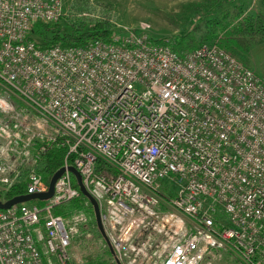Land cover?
Listing matches in <instances>:
<instances>
[{
	"label": "built area",
	"instance_id": "1",
	"mask_svg": "<svg viewBox=\"0 0 264 264\" xmlns=\"http://www.w3.org/2000/svg\"><path fill=\"white\" fill-rule=\"evenodd\" d=\"M64 5L0 0V189L45 192L65 168L51 196L0 207V264L86 263L72 246L92 230L104 264H264V76L220 37L179 52L150 25L40 47ZM71 166L105 235L87 196L70 205Z\"/></svg>",
	"mask_w": 264,
	"mask_h": 264
},
{
	"label": "rangeland",
	"instance_id": "2",
	"mask_svg": "<svg viewBox=\"0 0 264 264\" xmlns=\"http://www.w3.org/2000/svg\"><path fill=\"white\" fill-rule=\"evenodd\" d=\"M242 4L246 12L255 15L256 25L263 24L264 0H65V13L56 22L52 23L53 29L67 30L69 22L78 19L94 23L97 20H107L111 23V33L119 24L132 26L141 30L143 25H150L147 31L157 37L175 38L180 34L193 32L200 41H214L219 35H213L204 26V22L211 19L235 5ZM98 12L96 17L84 18L79 13L82 10ZM261 29V28H259ZM250 45L247 50V60L250 66L264 76V34L261 30L251 37H245ZM246 44V45H247ZM31 202H39L34 198ZM81 243L73 242V256L86 263L94 264L103 261L108 256V248L100 242V235L92 230L90 237L81 235ZM85 237V238H84ZM90 258L93 261L90 262ZM220 264H241L231 254H225Z\"/></svg>",
	"mask_w": 264,
	"mask_h": 264
},
{
	"label": "trees",
	"instance_id": "3",
	"mask_svg": "<svg viewBox=\"0 0 264 264\" xmlns=\"http://www.w3.org/2000/svg\"><path fill=\"white\" fill-rule=\"evenodd\" d=\"M262 21L263 24L260 27L257 26L255 15L246 12L244 6L240 4L206 20L204 26L209 29L211 34L219 35L220 43L246 62V52L250 45L247 44L248 40L245 37L247 34H251V37H253L259 30L264 34V13ZM52 23L53 22H36L33 27L32 32L34 39L40 47H46L55 43H61L63 45H81L96 38L109 39L111 35V23L107 20H97L94 23H90L88 20L78 19L77 21L69 22L67 30H63L62 28L53 29L51 26ZM202 42L204 41L197 39L193 32L180 34L175 38L174 48L181 52L183 50L192 49ZM56 152L59 154L61 153L59 150L53 153L55 154ZM61 165V156L57 154L51 158L49 170L54 172ZM99 165L101 169L105 171H115L112 167L102 164L101 162ZM24 191L25 189L23 187L13 188L7 191L0 189V198L9 199L15 194L23 193ZM86 198V195L82 193L81 196L73 200L70 205L72 207L81 206L82 201ZM57 211L63 212V207L57 208ZM91 261H93L92 258H90V262ZM94 264L104 263L98 260Z\"/></svg>",
	"mask_w": 264,
	"mask_h": 264
},
{
	"label": "water",
	"instance_id": "4",
	"mask_svg": "<svg viewBox=\"0 0 264 264\" xmlns=\"http://www.w3.org/2000/svg\"><path fill=\"white\" fill-rule=\"evenodd\" d=\"M70 168L75 173V175L77 177L78 184H79L82 192L91 200V202L94 206L96 220H97L99 229H100L101 233L103 235H105V229H104V225H103L102 219H101L100 207H99L97 200L95 199L94 196L91 195V193L85 187V185L82 181L81 173L74 166H71ZM64 169H65L64 167H61L60 169H58L55 172V174L53 175V177L51 179L49 189L47 191L40 192V193L19 194V195H15V196L9 198L6 201H3L0 199V207L6 208V207L11 206L14 203H17V202H23V201L33 199V198H47V197L51 196L53 191H54L55 182H56L57 178L61 175V173L64 171Z\"/></svg>",
	"mask_w": 264,
	"mask_h": 264
}]
</instances>
